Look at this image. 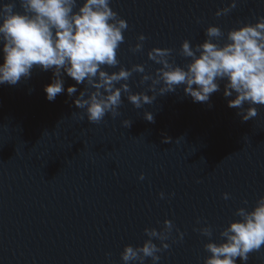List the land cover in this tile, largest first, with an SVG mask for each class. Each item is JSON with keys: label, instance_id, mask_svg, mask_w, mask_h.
Masks as SVG:
<instances>
[{"label": "water", "instance_id": "1", "mask_svg": "<svg viewBox=\"0 0 264 264\" xmlns=\"http://www.w3.org/2000/svg\"><path fill=\"white\" fill-rule=\"evenodd\" d=\"M229 3L110 0L129 27L117 51L120 64L107 70L141 63L155 74L159 65L147 56L152 47L172 48V59L183 65L184 39L202 42L210 24L226 37L238 22L264 15V0H237L229 14L217 17V8ZM15 10L23 11L18 2ZM139 33L146 36L144 49L133 53L129 45ZM141 75L133 73L130 88L151 95V81L141 83ZM52 76L37 66L15 85L0 84V264H124V246L142 245L145 227L160 230L166 218L175 228L158 264H203L210 255L204 244L220 242L221 229L239 218L236 209H251L264 195V105L243 121L228 106L232 97L224 96L223 81L205 103L194 102L182 87L157 93L141 109L122 94L119 115L91 123L79 118L83 109L74 104L85 85L77 84L70 97L66 89L76 82L65 73V91L49 101L44 88ZM146 110L154 122L144 119ZM205 222L213 228L210 238L194 231ZM246 264H264V245Z\"/></svg>", "mask_w": 264, "mask_h": 264}, {"label": "clouds", "instance_id": "2", "mask_svg": "<svg viewBox=\"0 0 264 264\" xmlns=\"http://www.w3.org/2000/svg\"><path fill=\"white\" fill-rule=\"evenodd\" d=\"M17 2L23 11L15 10ZM236 6L237 0H230L227 6L217 8L215 15H227ZM238 24L227 31L226 37L218 25L210 24L204 30L202 42L192 45L184 39L179 55L188 59L183 65L172 59V48L152 47L147 56L159 65L155 74L146 71L141 63L108 71L107 68L120 64L117 51L125 39L123 32L129 27L127 20L110 6V0H0V84L15 85L21 78L30 77L37 66L43 71L51 70L53 76L44 91L46 98L54 101L65 91L66 73L76 82L66 89L70 97L77 93V84L85 85L74 98L76 107L83 109L77 113L79 118L83 120L86 116L89 122L100 123L106 115L113 118L119 115L122 94L141 109L153 103L157 93L164 95L182 87L194 102L205 103L220 90L223 81L224 96L232 97L228 106L237 108L242 120L248 121L257 115V106L264 105V15L258 16L254 23ZM221 37H225L223 43ZM136 40L129 50L142 52L146 36L139 33ZM133 73L142 74L141 83L151 81V95L131 90L128 81ZM143 117L154 122L151 111H144ZM122 123L130 127L132 122L125 119ZM169 139L165 137L164 142ZM139 179H144L143 173ZM159 196L164 199L165 193L160 192ZM222 197L228 200L230 194L222 193ZM234 215L239 218L221 229L220 242L209 239L204 244L210 255L203 264H237V258L246 264L249 253L264 245V195L251 209L239 207ZM174 228L167 218L160 230L145 227L147 239L142 245L126 244L120 253L124 264H144L146 258L158 264L159 253L170 248L167 241ZM194 231L209 238L213 235L207 222ZM176 232L182 241L184 233L178 228Z\"/></svg>", "mask_w": 264, "mask_h": 264}]
</instances>
